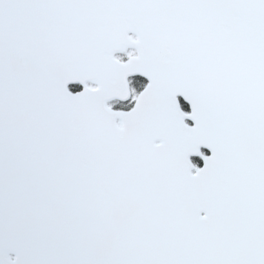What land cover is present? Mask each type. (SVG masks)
Masks as SVG:
<instances>
[{
    "label": "snow or ice",
    "instance_id": "1",
    "mask_svg": "<svg viewBox=\"0 0 264 264\" xmlns=\"http://www.w3.org/2000/svg\"><path fill=\"white\" fill-rule=\"evenodd\" d=\"M0 264H264V0H0Z\"/></svg>",
    "mask_w": 264,
    "mask_h": 264
},
{
    "label": "water",
    "instance_id": "2",
    "mask_svg": "<svg viewBox=\"0 0 264 264\" xmlns=\"http://www.w3.org/2000/svg\"><path fill=\"white\" fill-rule=\"evenodd\" d=\"M121 54H123V53H117V55H121ZM136 76H139V77H141V78H144L146 81H147V79L145 78V77H142V76H140V75H136ZM135 76V77H136ZM76 85H79V84H76ZM81 87H82V90H83V86L82 85H80ZM81 90V91H82ZM181 99V102L183 101V98H180ZM187 106H188V108H189V112L191 111V107H190V105L187 103V102H185V101H183ZM184 110V109H183ZM185 111V110H184ZM188 112V111H187ZM187 123H189L190 125L193 123L192 121H187ZM201 152H206V155L207 156H211V150L209 149V148H206V147H203V146H201ZM197 158H201V157H199V156H195V155H192V156H190L189 157V159L194 163V161H193V159H197ZM201 160H202V164H201V166H198V167H200V168H203L204 167V161H203V159L201 158ZM195 164V163H194ZM196 165V164H195Z\"/></svg>",
    "mask_w": 264,
    "mask_h": 264
},
{
    "label": "flooded vegetation",
    "instance_id": "3",
    "mask_svg": "<svg viewBox=\"0 0 264 264\" xmlns=\"http://www.w3.org/2000/svg\"><path fill=\"white\" fill-rule=\"evenodd\" d=\"M131 79H133L134 81H136L138 84H139V83H144V84L147 83V81H146L145 79H143V78H141V77H139V76H137V77H133V78H131ZM70 88H71V90H72L74 93L82 90V87H81L80 85H70ZM137 91H142V88L137 87ZM127 103H128V102H127ZM117 105H119V104H117ZM131 106H132V105H131ZM131 106H130V107H131ZM130 107H128V108H130ZM128 108H125V110H127ZM204 154H206V153H204Z\"/></svg>",
    "mask_w": 264,
    "mask_h": 264
},
{
    "label": "trees",
    "instance_id": "4",
    "mask_svg": "<svg viewBox=\"0 0 264 264\" xmlns=\"http://www.w3.org/2000/svg\"><path fill=\"white\" fill-rule=\"evenodd\" d=\"M124 58V57H123ZM126 105V108H128L130 105L129 104H125ZM124 105H121V104H119V105H116V108H121V107H123ZM182 106H183V109L184 110H186V111H188V107L182 102ZM194 162L196 163V164H201V161L199 160V159H195L194 160Z\"/></svg>",
    "mask_w": 264,
    "mask_h": 264
}]
</instances>
